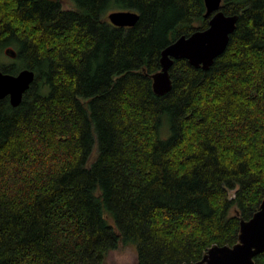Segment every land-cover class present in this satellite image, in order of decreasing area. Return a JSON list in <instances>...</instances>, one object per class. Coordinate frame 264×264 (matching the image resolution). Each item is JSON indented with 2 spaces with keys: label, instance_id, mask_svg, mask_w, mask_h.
<instances>
[{
  "label": "trees",
  "instance_id": "trees-1",
  "mask_svg": "<svg viewBox=\"0 0 264 264\" xmlns=\"http://www.w3.org/2000/svg\"><path fill=\"white\" fill-rule=\"evenodd\" d=\"M66 2L0 0V56L16 52L0 70L35 74L19 105L0 99V264H103L122 245L182 264L237 242L264 198V0H223L226 50L174 59L164 94L160 52L208 26L205 0Z\"/></svg>",
  "mask_w": 264,
  "mask_h": 264
},
{
  "label": "water",
  "instance_id": "water-1",
  "mask_svg": "<svg viewBox=\"0 0 264 264\" xmlns=\"http://www.w3.org/2000/svg\"><path fill=\"white\" fill-rule=\"evenodd\" d=\"M223 0H205L209 19L204 29L182 34L166 45L160 52V69L150 75L152 89L156 94L170 90L172 81L169 68L174 59H187L195 67L208 69L227 48L231 34L237 27L239 14H227L222 8ZM108 21L115 26H132L139 19L134 10H113L107 13ZM5 54L14 57L12 47L4 49ZM34 71L22 68L15 74L0 70V99L8 97L10 104L19 105L23 93L34 79ZM236 213L239 212L236 210ZM264 251V198L259 208L249 219L240 220L238 240L232 245L214 244L201 259L182 264H253L255 257Z\"/></svg>",
  "mask_w": 264,
  "mask_h": 264
},
{
  "label": "rangeland",
  "instance_id": "rangeland-1",
  "mask_svg": "<svg viewBox=\"0 0 264 264\" xmlns=\"http://www.w3.org/2000/svg\"><path fill=\"white\" fill-rule=\"evenodd\" d=\"M61 4L64 8H70L66 0H61ZM0 59L6 63H11L14 61L7 54H2ZM231 195H234V191H231ZM136 253L133 246L130 245H122L119 246L117 249L110 251L103 262V264H135Z\"/></svg>",
  "mask_w": 264,
  "mask_h": 264
}]
</instances>
